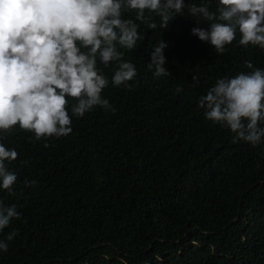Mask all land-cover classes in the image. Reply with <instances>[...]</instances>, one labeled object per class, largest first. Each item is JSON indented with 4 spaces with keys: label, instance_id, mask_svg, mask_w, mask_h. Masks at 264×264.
I'll return each mask as SVG.
<instances>
[{
    "label": "trees",
    "instance_id": "16d2710c",
    "mask_svg": "<svg viewBox=\"0 0 264 264\" xmlns=\"http://www.w3.org/2000/svg\"><path fill=\"white\" fill-rule=\"evenodd\" d=\"M183 15L167 29L137 21L144 39L122 51L138 75L103 91L114 112L96 106L59 138L5 133L19 155L0 199L21 215L0 232L17 230L0 264H264V144L233 142L198 105L218 77L249 71L245 60L264 68V49L233 41L216 53ZM161 38L170 74L153 77L148 53Z\"/></svg>",
    "mask_w": 264,
    "mask_h": 264
},
{
    "label": "clouds",
    "instance_id": "9594fccd",
    "mask_svg": "<svg viewBox=\"0 0 264 264\" xmlns=\"http://www.w3.org/2000/svg\"><path fill=\"white\" fill-rule=\"evenodd\" d=\"M185 10L197 20L191 35L216 53L226 52L233 41L264 49V0H0V190L13 192L17 181L7 164L19 153L4 143L6 132L18 126L36 140L59 138L73 131L74 118L96 106L114 112L103 91L109 83L131 88L138 75L122 51L137 48L144 39L137 21L148 29H167ZM129 11L135 19L124 15ZM168 46L161 38L148 53L153 77L170 74ZM244 65L249 71L218 77L198 105L205 119L233 133V142L256 146L264 144V68L252 60ZM109 66H114L110 80L104 72ZM192 80L199 83L197 75ZM24 184L36 181L25 179ZM20 215L16 204L0 199V232ZM16 235L13 229L0 239V252Z\"/></svg>",
    "mask_w": 264,
    "mask_h": 264
}]
</instances>
